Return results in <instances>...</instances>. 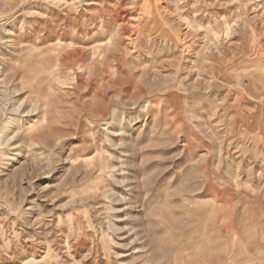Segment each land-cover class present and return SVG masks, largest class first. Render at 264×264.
Here are the masks:
<instances>
[{
    "label": "rangeland",
    "instance_id": "rangeland-1",
    "mask_svg": "<svg viewBox=\"0 0 264 264\" xmlns=\"http://www.w3.org/2000/svg\"><path fill=\"white\" fill-rule=\"evenodd\" d=\"M218 263L264 264V0H0V264Z\"/></svg>",
    "mask_w": 264,
    "mask_h": 264
},
{
    "label": "bare ground",
    "instance_id": "bare-ground-1",
    "mask_svg": "<svg viewBox=\"0 0 264 264\" xmlns=\"http://www.w3.org/2000/svg\"><path fill=\"white\" fill-rule=\"evenodd\" d=\"M75 52V51H74ZM91 54H93L96 58H95V61H97V63H99V66H101L102 68H106L107 66H109V64L110 63H115V64H119V63H122L123 61H122V59L120 58V56L118 55L117 56V53L114 51V52H112V51H107V52H105V51H101V50H92V53ZM94 60V59H93ZM92 60V61H93ZM94 63H96V62H94ZM96 66H97V64H95ZM91 66V65H90ZM89 66V67H90ZM92 67V70L94 69L93 68V66H91ZM96 68V67H95ZM102 70V72H104L105 70ZM95 70V69H94ZM96 70H98V69H96ZM207 212V211H206ZM207 214V213H206ZM205 215V214H204ZM203 215V216H204ZM206 217V216H205ZM213 221H215V220H217V216H215V215H213ZM208 228V227H207ZM202 231V230H201ZM204 231H206V230H204ZM203 232V231H202ZM199 234V233H198ZM208 237V236H207ZM205 238V237H204ZM202 239V238H201ZM208 239V238H207ZM206 240V239H205ZM209 240V239H208ZM204 247V246H203ZM203 247H201V248H203ZM219 247V246H218ZM197 249V248H196ZM195 249V250H196ZM215 249V248H214ZM196 251H198V250H196ZM215 251V250H214ZM199 252V251H198ZM220 252H221V250L218 252V250H216L215 251V254H217V256L220 254ZM210 253V252H209ZM214 253V252H213ZM219 264V263H218Z\"/></svg>",
    "mask_w": 264,
    "mask_h": 264
}]
</instances>
